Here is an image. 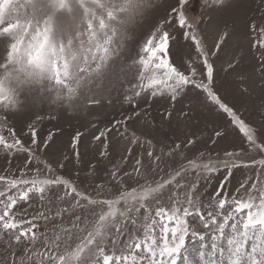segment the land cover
<instances>
[{"label":"snow or ice","instance_id":"obj_1","mask_svg":"<svg viewBox=\"0 0 264 264\" xmlns=\"http://www.w3.org/2000/svg\"><path fill=\"white\" fill-rule=\"evenodd\" d=\"M238 2L200 0L199 6L231 9ZM196 4L0 0V153L6 161L25 156L22 166L0 174L3 264H264V0L243 19L232 10L208 30L189 14ZM149 23L147 39L138 41ZM173 42L191 49L179 63L170 54ZM222 76L232 81L231 101L217 88ZM117 85L125 86L130 112L91 137L77 131L64 144L57 135L62 129H43L46 107L67 111L89 93L96 104L95 93L111 95ZM141 98L147 107H140ZM157 98L163 103L153 116ZM198 107L222 122L201 128ZM133 120L142 127L133 128ZM237 134L242 151L258 158L237 165L238 152L225 149L233 159L214 161L201 151ZM113 136L129 145L119 161ZM88 140L100 142L94 158L86 155ZM131 146L141 151L129 170ZM230 163L253 175L236 196L225 197L221 186L215 210L204 212L198 181L181 178ZM82 173L86 179L78 180ZM101 174L107 182L87 179ZM168 194L171 208L164 203ZM37 201L43 210L30 213ZM41 220L59 223L51 233L38 232Z\"/></svg>","mask_w":264,"mask_h":264},{"label":"rangeland","instance_id":"obj_2","mask_svg":"<svg viewBox=\"0 0 264 264\" xmlns=\"http://www.w3.org/2000/svg\"><path fill=\"white\" fill-rule=\"evenodd\" d=\"M171 2L174 3L175 0H160L161 5H165L166 3ZM219 2H224V0H219ZM200 0H197V4L194 5V8L190 10V15L198 16L201 18L200 27L204 30H208L212 24V22L225 18L230 14L232 10L239 9L240 10V18L243 19L245 13L251 14L255 11L259 0H239L238 3H233L231 9H222L219 7L217 3L216 6H210L201 8L199 6ZM160 16L164 15L163 8L161 9ZM151 28V24L144 26L141 28L140 33L138 34L137 40L142 42L143 40L147 39L149 34V30ZM248 36L245 35L244 39L240 41V43H244L247 41ZM174 43V47L170 49V54L175 62L179 63L181 60L187 58V54L191 51L190 47L181 42L179 44ZM135 47L136 45H132V55H135ZM235 47V45L233 46ZM131 80V77H130ZM123 85H117L111 91V95H108L107 92H97L95 93V99L99 101L96 104H90L89 100L92 98V94H84L82 95L75 103L72 109L64 111L62 109H57L55 106L46 107L44 109L45 119L42 122V127L45 131L54 130L55 128L62 129L61 132H57V135L60 136L61 141L64 144H67L72 135H74L77 131H81L85 133L86 137H91L93 133L97 131V129H102L107 126L111 121L121 119L125 113L130 112V105L124 99L125 91ZM217 88L221 91V94L226 97L228 100H232L234 98L235 92L232 86V81L230 78L221 77V79L217 83ZM154 107L149 109L152 111V115L155 116V108L159 107L163 100L157 98V101L151 102ZM138 104L141 108L147 107L144 99H139ZM51 113L55 116V119H48L47 115ZM195 122L201 128L207 127L208 131H211L212 126L220 124L222 121L221 119L212 111L197 108ZM130 125L133 128L139 129L142 127L141 124H138L136 120L130 121ZM96 125V127H92V125ZM167 129L161 130V135L163 136L167 133ZM110 136L112 134H109ZM84 137H82V140ZM88 144V152L86 153L89 157H95L100 149V142L99 141H87ZM112 151L114 154V159L119 161L120 156L124 154V149L129 147L127 141H123L122 143H118L117 138L113 136L112 138ZM132 157L128 159L127 164L125 165L126 168L131 170L134 165V158L139 154L141 149L138 146H131ZM246 147L243 142L242 136L237 134L233 138H231L228 142L221 143L219 145H201V151L205 153H211V159L214 161H221V160H232L233 158L225 157L224 150L227 149L228 151L238 152L239 155L234 158V161L237 165H242L244 163H248L254 158V154L248 153L245 154L242 149ZM213 149H215L213 151ZM83 151V149H82ZM25 156L23 154L11 158L10 161H6L5 156L3 153H0V174H3L4 169H10L15 171L18 167L23 165ZM30 167H35V165H30ZM68 172L70 173L71 169L74 167L71 162L68 163ZM110 168L111 165H108ZM167 167L165 168V172H167ZM230 172V175H229ZM43 175V173H41ZM74 176V173H71ZM253 175V169L237 166L231 167V163L229 164L228 168H225L223 165L218 166V170L212 173L202 174L201 176L197 177L195 174L186 173L181 179L186 180L189 184L197 182L199 183V202L198 206L202 208L204 212L207 211H214L215 210V201L219 199L215 195L217 191L221 190V186H223V195L225 197H231L237 195V190L242 182L246 180V178ZM66 178L67 174H66ZM78 180H84L86 177L83 173L77 178ZM90 181L95 182H107L108 177L105 174H101L99 177H88ZM128 183H133L132 180L125 178ZM170 194L165 196L164 203L167 207L171 208L173 205V200L169 198ZM230 202V200H229ZM43 210L40 207L39 202L37 201L33 209L30 210V213H34V211ZM192 223L197 224L199 220L197 217L193 216L190 218ZM40 228L38 232H49L53 228V223H59V221L55 222H47L45 223L43 220L39 221ZM67 223V221H65ZM7 241L0 239V264H3V261L7 258V253L5 252Z\"/></svg>","mask_w":264,"mask_h":264}]
</instances>
